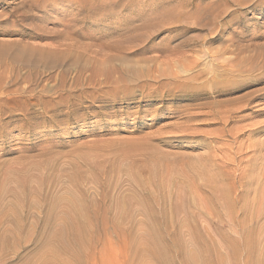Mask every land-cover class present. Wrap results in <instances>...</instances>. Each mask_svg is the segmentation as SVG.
Instances as JSON below:
<instances>
[{"label":"rangeland","instance_id":"obj_1","mask_svg":"<svg viewBox=\"0 0 264 264\" xmlns=\"http://www.w3.org/2000/svg\"><path fill=\"white\" fill-rule=\"evenodd\" d=\"M68 1L73 0H62L61 3ZM116 1L103 0L101 3L105 4V8L97 16L103 21L98 32L107 35L98 40L99 37L95 38L92 32L82 40L84 43L89 41L87 45L93 42L91 47H96L98 51L97 55L92 53L90 57L87 54L83 59L81 64L86 67L83 74L73 71L63 82L56 72L40 67L35 73L24 69L20 73H12L13 76L11 72H6L0 78V188L3 187L2 190L7 193V200L15 201V196H20L21 212L27 213L24 214L26 222L41 223L45 202H51L58 196L66 197L69 192L87 201L100 203L102 207H109L112 212L116 211L119 201L125 202L121 204L124 208L126 201L131 199L124 209L136 210L133 219L121 220L122 233L110 231L105 238L98 240L87 264H100V261L102 264H127L133 257L127 246V233L134 230L142 239L149 240L151 237L146 224L150 217L138 211L143 205L139 202L141 193H137L140 185L134 177L138 175L145 179L146 176V179L154 178L158 182L166 175L167 163L176 167L190 161L197 164L202 159L197 156L212 152L211 148H202L199 144L207 136L203 132L221 126L212 118V109L220 107L218 101L229 97L232 102L225 101L221 107L239 105L248 97L245 96L247 91L264 87L263 83L225 96L211 93L216 78L220 84L233 88L245 80L242 71L244 61L247 63L246 60L256 55H260L258 60L263 61L264 0ZM123 3L128 5L125 4V7ZM30 5V0H0V10L15 11L19 19L23 17L22 13L31 12L35 16L29 21L41 24L40 14L49 8L48 5L43 2L33 8ZM164 9L167 11L164 12ZM90 15L88 12L82 18ZM92 24L87 22L84 29L91 30ZM131 25L134 27L131 28ZM156 25L159 29L155 28ZM50 26L47 25L48 28ZM17 37L0 36L6 42ZM110 37L113 39L110 40ZM107 39L108 42H105ZM116 40L120 43L114 42ZM257 101L261 103L258 108L264 106V101ZM242 114L239 113L240 117ZM255 119L264 120V114L256 115ZM250 120L252 118L243 123ZM236 125L231 123L229 126L235 130ZM182 128L187 130L185 138L176 136L183 131ZM245 136V143L255 139L264 144V136L260 134L248 142ZM151 152L159 157L167 154L160 162L163 166L158 171L154 170L153 174L144 166L147 154ZM239 153L231 154V157H237ZM259 157L256 156L253 162L258 165L262 162L260 164L263 165L264 151ZM237 158L240 160L242 154ZM244 162L243 159V172L246 175L248 171L252 173V176L249 173L252 180L250 177L247 179L248 176L246 179L257 187L262 180L253 178L255 173ZM245 166L249 169L246 172ZM164 180L166 188L163 189L167 190V197L170 195L172 198H166L160 206L172 212L176 199L178 201L176 195H179V189L175 185L176 179ZM21 181L28 189L34 190L32 199L35 197L36 205L28 207L26 201L21 200L26 196V192L21 191ZM165 191L158 193L164 194L161 196L165 198ZM135 194H139L138 197ZM254 194L255 190L250 198L247 196L252 209L260 205L257 194ZM203 202L194 203L191 209L199 210L201 207L207 210L210 205ZM226 215L223 218L214 214L207 217L204 213L190 218L185 214L175 216L169 213L164 217V224L171 232L181 228L183 238L191 247L198 242L194 234L203 240L205 238L210 247H221L220 250L228 256L226 264H236L229 256L230 250L221 245L220 228L229 229V225L235 223L233 216ZM13 216L18 217L17 214ZM96 221L98 226L101 225V219ZM113 223L111 221L108 227H112ZM250 223H247L248 229L256 227L252 224L250 228ZM231 232L235 234V231ZM252 237L259 245L255 243L253 249L258 248L264 254V233L255 232ZM3 247L0 256L4 257L10 256L15 249L11 239ZM25 253L20 249L21 255ZM247 256L248 252L244 249L237 264H246ZM254 259L257 264L258 260ZM17 260L11 258L0 264H15ZM41 260L38 258L33 264H42ZM155 263L152 260L151 264Z\"/></svg>","mask_w":264,"mask_h":264},{"label":"bare ground","instance_id":"obj_2","mask_svg":"<svg viewBox=\"0 0 264 264\" xmlns=\"http://www.w3.org/2000/svg\"><path fill=\"white\" fill-rule=\"evenodd\" d=\"M30 1L31 8L40 5L41 2L47 4L49 7L40 14V17H42L41 24L38 23V25H36L37 23L32 24L29 21L30 18L35 16L31 12L22 13L23 17L19 19V15L15 11L7 12L0 10V36H18L17 39H12L13 41L10 42L3 41V39L0 38V78H2L3 74L6 72L16 74L24 69L35 73L40 67L44 68L45 71L49 70L50 72H56L62 81L68 78V74L73 71L75 73L77 72L76 74L79 75L83 74L84 68L86 67L83 68L84 64L82 65L81 63L85 56L87 54L91 55L92 53L95 55L98 54L96 47L95 49L91 47V44H93V42H91L93 41L92 36L90 37L92 38L90 41L91 44H89L90 46L87 45L89 41L87 43L82 41L83 38H86L87 35L92 32H94L92 35H96L94 36L95 38L99 37L98 40L107 35L104 32L101 34L98 32L101 30V25H103V21L99 20V17H97L100 11L105 8V4L101 3L103 0H91V2H89V0H73L68 1L66 4L61 3L62 0ZM165 11H167V9H164V12ZM88 12L91 13L90 16H87L89 18H82V16H86ZM18 21L19 24L17 23ZM44 22L47 23L44 24ZM87 22L93 23L92 28L90 25L88 26L91 30L84 29ZM143 22L145 23V20H143ZM48 24L51 25V28L47 27ZM133 27L134 26L131 28ZM157 27L158 25H156L155 28ZM120 34L117 36H120ZM125 37H127V34ZM10 38H7V40H10ZM111 38L112 37L109 39L111 40ZM84 41L86 42V40ZM117 41L119 42L120 40L114 42ZM105 42H108V39ZM113 47L115 49V45H113ZM259 56H253L249 60L245 59L247 63L245 61V63L243 62V75L245 73V80L242 81L243 84H237L233 88H230L227 87V85L220 84L218 80L216 81V78L212 83L211 93H214L216 96H225L233 91H238L240 89L245 90L252 86L263 84L264 59L262 58L263 61H259ZM17 75L15 77H17ZM261 88L263 90L254 89L249 92L247 91L245 96L248 97L242 104L238 100L240 103L239 105L221 107L225 101L232 102V99L228 97V99H221V101H218L220 107H216L217 110L214 109L213 111L212 109L213 117H211L214 119V122L216 121L215 123L221 126L215 129H209V132L207 130L203 132L207 133V136H204V139L199 141V144L202 148H211V153L213 154H201V156L198 154L199 156L197 157L202 159L200 160L198 158L197 164H194V161H190L184 163L182 166L176 167L173 164L167 163L166 175H163L162 179L158 182L155 181L154 178L146 179V176L145 179H142V176L138 177V175H136L137 178L134 177L140 185V189H138L139 192H136L141 193L140 195L138 194L141 200L137 199L138 201L140 200L139 202L143 205V208L140 206L141 208H139L138 211L146 214L147 218L150 217L146 224L150 230L148 233L151 237L149 240L145 238L142 239L134 230H130L127 233V246H129L133 254L132 259H130L127 264H151L152 260L156 261L155 264H226L228 256L220 250L221 247L217 245L210 247L211 245L209 246L205 243V241L207 242L205 238L203 240L196 234H194L197 239H195V241L198 242L195 244V247H191L183 238V234L180 231L181 228H178L180 230L171 232L168 226L164 224V217L168 216L169 213L175 216L185 214V216H190V218L200 217V215L204 213L206 216L214 214L218 217H224L227 216L226 214H230L234 217L235 223L234 225H229V229L228 227L227 229L220 228L222 233V235H220L223 238V244L221 245L230 250L229 256L235 260L236 264L244 249L248 252L246 264H256V262H254V257L258 260L257 264H264L263 251L261 252L258 248L257 250L253 249L255 248L256 238L254 239L252 237L255 232H257V234L264 233V164L261 165L260 163L262 162H259L258 165L253 162L256 156H261V152L264 151V144L255 139L254 142L251 140L249 143L243 141V136L245 135V137H247V142L255 135L260 134L264 136V120L255 119L256 115L264 114V106L260 108L257 107V105L261 104L257 103L258 99L264 101V87ZM199 89L200 88H198V90ZM253 107L257 108L253 110ZM249 110L253 111L251 112ZM241 112H243V114L240 117L239 113ZM209 113L210 112H208V114ZM249 118H252V121L250 120L248 123H243V121ZM211 123L213 124V122ZM231 123L237 124L235 130L232 127L230 128L229 125ZM182 129L183 131L181 130V133L176 136L185 138L186 135L184 133L187 130L184 128ZM191 133L193 134V132ZM235 145H237V150L235 149ZM213 149H216L214 150L215 152H213ZM238 152L242 154L240 160L237 158L241 155L240 153L237 157H231V154H238ZM163 155L159 157L154 152L147 154L148 159L144 166L147 167L150 173L154 170L158 171L159 167L163 166L162 163H160L161 160H165ZM166 155L167 154H165V157ZM243 156L245 158H243ZM206 159H208L209 162ZM243 159L249 169H252L251 172L255 173V177L253 176V178L262 180L257 187H254L256 184L252 185V183L250 184L251 181L247 180L250 177V171H248L247 175L243 172V167H241ZM262 159L264 158L262 157ZM245 168L246 166L244 169ZM249 169H245V172ZM250 174L252 176V173ZM246 176H248V178ZM73 178L75 179L76 177ZM164 178L170 180L176 179L175 185L179 189V195H176L178 196V201L176 199L175 202L177 203H174L175 207L172 209V212L160 206L164 204L166 198L170 197V195L167 197V190H164L166 188ZM250 180H252V178ZM253 182L255 183V181ZM20 183L22 184L21 191L26 192V199L24 197V199L21 198V200H25V204H28V207L36 205V201H34L35 197L34 200L32 199L34 190L28 189L24 181ZM154 188L156 189L154 190ZM2 189L3 187L0 188V251L3 250V246L8 239L14 242L15 249L11 254L12 256H0V263L7 262L11 258H17L18 260L15 264H33L38 258H42V264H87L88 258L92 255L90 253L94 244L98 240L105 238L110 231H121L120 233H122L120 225L121 220L124 218L132 220L136 213L134 209H127V211L124 209L125 206L127 208V205H129L127 203H129L128 201H131V199L127 201L126 199L123 200L127 202L124 208L121 204L125 202L120 203L119 201L116 211L112 212L109 207H102L100 203H95L93 200L87 201L82 197L76 196L75 193L69 192V195L66 197L58 196L51 202H45V213L44 216L40 218V221H42L41 223H33L32 221L26 222L27 213L22 214L21 212L22 203L19 201L20 196L18 194V196H15V191L13 194L15 196V201L7 200V195H5L7 193ZM157 190L160 192L161 190L165 191L166 197H162L164 194L158 193L159 191L157 192ZM254 190L260 203L258 208L255 206L256 209L251 208L253 206L250 204V199L247 198V196L252 195ZM36 192V194H38V191ZM36 194L35 196H37ZM138 195L136 196L135 194L136 197H138ZM250 197L251 196H249V198ZM170 198H172V196ZM135 201L137 200L135 199ZM201 201H206L210 205V209L209 207H206L207 210L201 207H198L199 210L191 209L194 203L198 204V202L200 203ZM204 202L203 204L206 205ZM259 203L257 202V204ZM118 204L121 205L124 210L119 209L120 206ZM13 214H17L18 217L13 216ZM98 218L101 219V225L99 226L96 221ZM111 221L114 223L112 227H108ZM8 222L14 224H9ZM249 222L256 224V227H252L250 223V228L252 227L253 229H248L247 223ZM231 230L235 231L234 235H232ZM134 233H136V236ZM235 235H239L240 238ZM217 248L219 250H217ZM20 249L25 250L26 253L21 255ZM214 255H216V257H213ZM100 264H102V261H100Z\"/></svg>","mask_w":264,"mask_h":264}]
</instances>
